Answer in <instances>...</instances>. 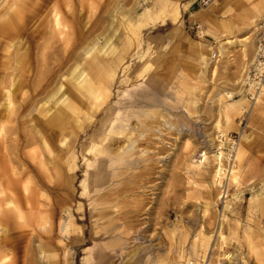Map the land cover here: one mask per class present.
<instances>
[{"label":"rangeland","instance_id":"1","mask_svg":"<svg viewBox=\"0 0 264 264\" xmlns=\"http://www.w3.org/2000/svg\"><path fill=\"white\" fill-rule=\"evenodd\" d=\"M150 2L0 0V264H264V0Z\"/></svg>","mask_w":264,"mask_h":264},{"label":"bare ground","instance_id":"2","mask_svg":"<svg viewBox=\"0 0 264 264\" xmlns=\"http://www.w3.org/2000/svg\"><path fill=\"white\" fill-rule=\"evenodd\" d=\"M14 6H15V7H14ZM14 6H13V7H14L13 12H14V13L9 17V20L7 19V21L1 23L0 27H5V28H7L8 26H10V24H12V22L14 21V18L17 17V15H18V10H17L18 7H16V5H14ZM22 6H23V5H22ZM176 6H177V3H176ZM20 8H21V7H20ZM174 8H175V7H174ZM178 13H179V12H177V9H175L174 12L172 13V19H173V20L176 21V19L178 18ZM7 14H8V13H7ZM122 14H123V17H125L128 21L133 20V18H131V14L129 13V11H127V12H125V13H122ZM145 15H146V13L143 12L140 16H138V17L136 18V20H140V19H142L143 17H145ZM7 16H8V15H7ZM133 29H134V28H133ZM110 40H111V39H110L109 37H108L106 40H104V41H105V45H107L108 47H109V42H110ZM107 46H106V47H107ZM73 73H74V72H73ZM82 73H83V72H82ZM80 76H81V73H79L78 75H76V77L74 78L75 81H77V80L80 78ZM78 81H79V80H78ZM79 82H80V81H79ZM260 94H262V92H260ZM260 94H259V95H260ZM64 97H65V96H64ZM258 97H259V96H258ZM256 98H257V97H256ZM256 98H255V99H256ZM257 99H258V98H257ZM243 100H244V99H243ZM256 101H257V100H256ZM243 102H245V101H243ZM247 102H248V101H247ZM60 104H61V103H57V104H56V107H58V108L61 107ZM134 113H135V112H134ZM138 113H139V111H138ZM143 113H144V112H143ZM145 113H147V112H145ZM151 113H152V111H151ZM139 114H140V113H139ZM148 114H150V113H148ZM152 114H153V113H152ZM152 114H151V116H152ZM156 114H159V112L156 113ZM156 114H155V115H156ZM134 115H136V114H134ZM140 115H141V114H140ZM153 115H154V114H153ZM155 115H154V116H155ZM143 116H145V114H144ZM92 117H93V116H91V114H90V112H89V113L87 114V118L90 120V119H92ZM138 117H139V116H138ZM145 117H146V116H145ZM157 117H158V116H157ZM115 118H116V117H115ZM140 118H141V117H140ZM148 118H149V117H148ZM116 119H117V118H116ZM128 119H129V118H128ZM136 119H137V118H136ZM165 119H166V118H165ZM117 120H118V119H117ZM117 120H116V121H117ZM117 122H118V121H117ZM125 122H126V121H125ZM139 122H141V124H142V121L139 120ZM169 122H170V121H169ZM110 123H111V122H110ZM114 123H115V122H114ZM119 123H121V122H119ZM133 123H134V122H133ZM162 123H163V122H162ZM171 123H172V122H171ZM112 124H113V123H112ZM125 124H126V123H125ZM141 124H140V125H141ZM130 125H131V124H130ZM140 125H139V127H140ZM143 125H144V123H143ZM173 125H174V124H173ZM173 125H171L170 123L164 121V126H166L169 130L172 129V126H173ZM111 126H113V125H111ZM131 126H132V125H131ZM135 126H136V125H135ZM117 127H119L120 129H122V128H123V125H122V128H121L120 126H117ZM124 127H125V126H124ZM139 127H138V128H139ZM141 127H142V126H141ZM173 127H174V126H173ZM103 128H104V127H103ZM119 128H118V129H119ZM131 128H132V127H131ZM131 128L129 127V129H131ZM138 128H137V129H138ZM167 128H166V129H167ZM143 129H144V128H143ZM153 129H154V128H153ZM145 130H146V129H145ZM124 131H125V130H124ZM133 131H134V130H133ZM139 131H140V130H139ZM107 132H108V131H107ZM116 132H118V131H116ZM140 132H142V128H141V131H140ZM143 132H145V131H143ZM114 133H115V132L112 131V132H111V135H115ZM126 133H127V132H126ZM126 133H124L123 130H121V132L119 131L118 134H117V133H116V134H117V136H118V135H119V136L122 135V137H123V135H124V138H125L126 141H127V140H129V136H126V135H125ZM130 133H132V132L130 131ZM138 133H139V132H138ZM107 134H108V133H107ZM107 134H106V135H107ZM109 134H110V132H109ZM127 134H128V133H127ZM140 134H141V133H140ZM140 134H139V135H140ZM143 134H144V133H143ZM143 134H142V135H143ZM100 135H101V134H100ZM102 135H103V134H102ZM137 135H138V134H137ZM104 136H105V134H104ZM115 136H116V135H115ZM115 136H114V137H115ZM99 137H100V136H99ZM131 137H132V135H131ZM135 137H136V135H135ZM139 137H140V136H139ZM100 138H101V140H102V137H100ZM120 138H121V137H120ZM120 138H119V139H120ZM140 138H141V137H140ZM117 139H118V138H117ZM130 139H131V138H130ZM101 140H100V141H101ZM133 140H134V141H135V140L137 141L138 139L136 138V139H133ZM117 141H118V140H117ZM117 141H116V139H114V138H110L109 141H108V144H107V145H108V148H111L112 143H113V144H114V143H117ZM122 141H123V140H122ZM126 141H124V144H125ZM101 142H103V141H101ZM104 142H105V141H104ZM104 142H103V143H104ZM129 142H130V143H129ZM129 142H126V143H128L129 145L132 146L133 144L131 143V140H130ZM103 143H102V145H103ZM119 143H120V142H119ZM122 143H123V142H121V145H123ZM136 143H137V142H136ZM100 144H101V143H100ZM107 145H106V146H107ZM117 145H118V144H117ZM119 145H120V144H119ZM129 145H128V148H129ZM134 145H135V144H134ZM99 146H100V145H99ZM115 146H116V145H115ZM115 146H113V147H115ZM124 146H125V145H124ZM88 147H89V146H88ZM95 147H96V146H95ZM95 147H94V148H95ZM117 147H119V146H117ZM94 148H93V149H94ZM115 148H116V147H115ZM119 148H122V147H119ZM128 148H127V150H126V148H125V150L128 151ZM233 148H235V150L237 149L235 146H233ZM89 149L91 150V147H90ZM103 149H104V148H103ZM103 149H101V150L103 151ZM106 149H107V148H106ZM120 150H121V149H120ZM129 150L132 151L131 148H130ZM92 151H93V150H92ZM98 151H99V150H98ZM107 151H108V150H107ZM131 151H130V152H131ZM94 152H95V151H94ZM103 152H104V151H103ZM103 152H102V153H103ZM118 152H119V151H118ZM130 152H129V153H130ZM133 152H134V151H133ZM116 153H117V152H116ZM116 153H115V154H116ZM131 153H132V152H131ZM142 153H144V152H142ZM100 154H101V153H100ZM132 154H133V153H132ZM144 154H145V153H144ZM93 155H94V154H93ZM93 155H92V156H93ZM96 155H97V154H96ZM104 155H105V152H104V154H103L102 156H104ZM117 155H118V156H117ZM141 155H143V154H141ZM141 155H140V156H141ZM216 155H218V156H219L218 158L220 159V161H222V152L219 151V152H217ZM122 156H123V155H122ZM133 156H135V155H133ZM137 156H138V155H137ZM140 156H138V157H140ZM105 157L108 158L106 155H105ZM111 157H112V156H111ZM113 157H114V155H113ZM115 157H117V159H119L120 161H124V160H125L123 157H121V154H120V156H119V154H116ZM115 157H114V158H115ZM93 158H94V157H93ZM101 158H102V157H101ZM103 158H104V157H103ZM103 158H102V159H103ZM114 158H113V159H114ZM219 159H218L217 161H219ZM91 160H92V159H91ZM111 160H112V159H111ZM115 160H116V159H115ZM115 160H114V161H115ZM119 160H118V161H119ZM133 160H134V158H133ZM118 161H117V162H118ZM134 161H135V160H134ZM101 162H103V161L101 160ZM125 162H126V161H125ZM125 162H124V163H125ZM138 162H139V161H138ZM90 163H91V162H90ZM105 163L107 164V162H105ZM113 163H115V162H113ZM126 163L129 164V162H126ZM94 164H95V163H94ZM130 164H131V161H130ZM100 165H101V164H100ZM123 165H124V164H123ZM134 165H135V164H134ZM97 166H98V165H97ZM106 166L109 167L108 165H106ZM233 166H234V165H232V166L229 167L228 169H224V168L222 167V165L218 164L217 171H215V173H214V174H216L215 177H216V178H220V175H222V173H224L223 175L225 176V177L222 176L223 179H222L221 187L223 186L224 178H227V179H228V176H227V172H228V171L230 172V178H231L232 180L235 179V173H234V170H233ZM110 167H111V166H110ZM114 167H115V166H114ZM127 167H129V166H127ZM103 168H105V167H103ZM116 168H117V167H116ZM110 171H111V170H110ZM115 171H116V170H115ZM226 171H227V172H226ZM111 173H112V172H111ZM110 175H111V174H110ZM87 177H88V176H87ZM214 179H215V178H214ZM216 182H217V181H216ZM217 183H218V182H217ZM89 184H90V183H89ZM83 189L86 190L85 187H84ZM81 194H82V193H81ZM95 194H96V193H95ZM98 196H99V195H98ZM107 206H108V205H107ZM219 232H220V230H219ZM217 233H218V232H217ZM220 233H221V232H220ZM218 234H219V233H218ZM115 238H116V237H115ZM219 238H220V237H219ZM222 238H223V237H222ZM113 239H114V238H113ZM118 245H119V244H118ZM98 250H99V249H98ZM140 256H141V255H140ZM87 258H88V257H87ZM146 259H147V257H146ZM91 260H92V259H91ZM124 260H125V259H124ZM159 262H160V261H159ZM86 264H92L91 261H90V259H87V260H86ZM93 264H94V263H93Z\"/></svg>","mask_w":264,"mask_h":264},{"label":"built area","instance_id":"3","mask_svg":"<svg viewBox=\"0 0 264 264\" xmlns=\"http://www.w3.org/2000/svg\"><path fill=\"white\" fill-rule=\"evenodd\" d=\"M256 37H255V55L254 60L248 67L245 77L246 81L250 83L254 92L250 95V97L256 96L264 89V14L257 21L256 24ZM216 53H212L211 58H215ZM236 137L232 136L230 139V148L228 154L226 156L225 167L224 169H228L233 165L234 155H233V146L235 144Z\"/></svg>","mask_w":264,"mask_h":264},{"label":"crops","instance_id":"4","mask_svg":"<svg viewBox=\"0 0 264 264\" xmlns=\"http://www.w3.org/2000/svg\"><path fill=\"white\" fill-rule=\"evenodd\" d=\"M150 3H151V8L149 10L155 11L157 15L159 16V18L153 23H151L150 25H156L157 23L165 24L166 22H175V20L172 19L171 15L175 9H177V12H179L178 0H175L174 2L171 0H151ZM176 3H177V6H176ZM179 15H180V12L178 13V17ZM206 30L207 31L202 32L204 36L210 37L211 39L218 38L215 33H212L211 31L209 32L208 29ZM230 42L231 40H226L224 43H230ZM1 173L2 172L0 171V175Z\"/></svg>","mask_w":264,"mask_h":264}]
</instances>
